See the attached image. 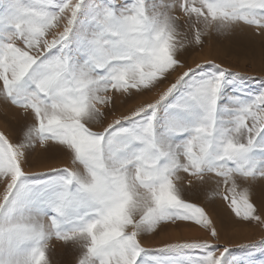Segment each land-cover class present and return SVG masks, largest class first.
I'll return each instance as SVG.
<instances>
[{
	"label": "snow or ice",
	"instance_id": "obj_1",
	"mask_svg": "<svg viewBox=\"0 0 264 264\" xmlns=\"http://www.w3.org/2000/svg\"><path fill=\"white\" fill-rule=\"evenodd\" d=\"M248 30L264 37V0H0V112L22 121L16 142L0 131V264H51L54 242L74 264H251L210 240L142 243L180 222L217 240L185 199L212 184L264 225V77L246 91L215 60L187 63ZM38 150L73 166L26 172Z\"/></svg>",
	"mask_w": 264,
	"mask_h": 264
},
{
	"label": "rangeland",
	"instance_id": "obj_2",
	"mask_svg": "<svg viewBox=\"0 0 264 264\" xmlns=\"http://www.w3.org/2000/svg\"><path fill=\"white\" fill-rule=\"evenodd\" d=\"M206 59L215 60L216 63L222 64L230 71L249 77V79L240 82V88L246 91H255L261 87V77H264V37L256 35L252 30L229 38L213 34L212 37L206 38L202 49L195 48L190 52L187 56V63L189 66H195L196 63H201ZM155 96L156 93L153 92L124 104L118 101V110L115 114H126L135 105L146 100L150 101ZM21 124L22 121L19 118L14 119L11 114L5 117L0 112V131L5 132L13 142L18 141L22 135ZM72 166L71 160L65 153L46 154L38 150L30 158V162L24 170L41 173L52 167L71 168ZM3 187L0 185V194L3 192ZM214 189V184L204 190L194 189L185 193V199L204 209L217 229V240H212L209 233L199 226L190 222H180L179 227L172 226L156 234H146L142 240L143 245L147 248L158 249L166 244L210 240L221 249L225 246L229 247L234 255L246 261L250 260L251 264H264V247L261 246V242H264V225L241 221L222 198L223 189H220V195H217ZM252 201L257 206L258 212L264 214V207L261 206L264 196L260 194L259 190L253 195ZM54 243L55 247L49 254L51 264H74L75 256L72 251L59 242ZM249 245L251 247H246ZM197 254L195 250H184L179 253L180 256ZM162 255L172 258L177 254L165 253Z\"/></svg>",
	"mask_w": 264,
	"mask_h": 264
}]
</instances>
